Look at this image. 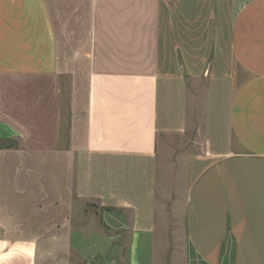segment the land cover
Here are the masks:
<instances>
[{
    "label": "crops",
    "instance_id": "obj_1",
    "mask_svg": "<svg viewBox=\"0 0 264 264\" xmlns=\"http://www.w3.org/2000/svg\"><path fill=\"white\" fill-rule=\"evenodd\" d=\"M198 88L202 145L161 227L158 140L188 132ZM11 153L0 264H264V0H0ZM33 171L90 204L93 228L65 217L30 236L17 203L42 185Z\"/></svg>",
    "mask_w": 264,
    "mask_h": 264
},
{
    "label": "rangeland",
    "instance_id": "obj_2",
    "mask_svg": "<svg viewBox=\"0 0 264 264\" xmlns=\"http://www.w3.org/2000/svg\"><path fill=\"white\" fill-rule=\"evenodd\" d=\"M202 107V90L200 88L190 90L188 132L183 137L158 140L156 209L158 220L162 224L161 227L167 225V220L172 212L179 215L182 175L184 171L185 178L186 161L190 155L198 152L202 145ZM15 157H17V154L11 153L9 156L1 157L0 161L19 162V158ZM0 172L6 173L7 171ZM10 172L11 177L20 178V170ZM32 173L34 175L30 179H34L35 181L40 180L42 185H35L30 190V194H32L31 200L29 199L30 202L24 203L19 201L17 203L19 211L25 210L28 213L27 229H29L30 236L36 237L39 231H45L49 234L47 229L50 228L49 231L52 233V227L58 228L63 223L65 217L69 219L72 227L83 230V228L87 227V221V223L89 222L88 227L93 228V225L90 223L92 220L95 225L96 221L93 208L90 207V204L82 202L74 203L71 201L69 204V193L62 188V178V186L60 187L50 182L49 177H47L48 175H45V171H33ZM47 196L51 200L53 198L60 199V206L56 202L47 201ZM77 264H79V261H77Z\"/></svg>",
    "mask_w": 264,
    "mask_h": 264
}]
</instances>
